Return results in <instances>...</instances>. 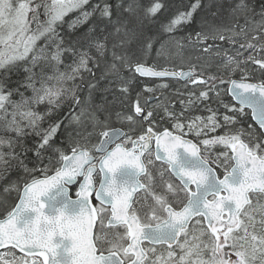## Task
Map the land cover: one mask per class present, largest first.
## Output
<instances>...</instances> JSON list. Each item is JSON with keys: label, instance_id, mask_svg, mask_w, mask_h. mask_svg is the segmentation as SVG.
<instances>
[{"label": "snow or ice", "instance_id": "6c2138e0", "mask_svg": "<svg viewBox=\"0 0 264 264\" xmlns=\"http://www.w3.org/2000/svg\"><path fill=\"white\" fill-rule=\"evenodd\" d=\"M0 264H264V0H0Z\"/></svg>", "mask_w": 264, "mask_h": 264}, {"label": "trees", "instance_id": "16d2710c", "mask_svg": "<svg viewBox=\"0 0 264 264\" xmlns=\"http://www.w3.org/2000/svg\"><path fill=\"white\" fill-rule=\"evenodd\" d=\"M173 1H174L173 2L174 4H179L181 2V0H173ZM183 3L187 4L188 0H183ZM155 28H156V26H153V30L154 31H155ZM154 58H155V54H153L152 56L148 57L147 59H148L149 63H155L154 62ZM161 61H163V60H161ZM161 61H160V63H161ZM161 64H164V63H161ZM165 66H169V65L165 64ZM172 85H174V83H172Z\"/></svg>", "mask_w": 264, "mask_h": 264}, {"label": "bare ground", "instance_id": "6f19581e", "mask_svg": "<svg viewBox=\"0 0 264 264\" xmlns=\"http://www.w3.org/2000/svg\"><path fill=\"white\" fill-rule=\"evenodd\" d=\"M174 1L173 0H169V3H173ZM174 4V3H173ZM161 61V60H160ZM154 62H156V57L154 58ZM161 63H164V61H161ZM175 86V85H173Z\"/></svg>", "mask_w": 264, "mask_h": 264}, {"label": "flooded vegetation", "instance_id": "af4514ba", "mask_svg": "<svg viewBox=\"0 0 264 264\" xmlns=\"http://www.w3.org/2000/svg\"><path fill=\"white\" fill-rule=\"evenodd\" d=\"M172 83H174L175 87H179V85L176 83V81H171Z\"/></svg>", "mask_w": 264, "mask_h": 264}, {"label": "rangeland", "instance_id": "374dc122", "mask_svg": "<svg viewBox=\"0 0 264 264\" xmlns=\"http://www.w3.org/2000/svg\"><path fill=\"white\" fill-rule=\"evenodd\" d=\"M173 87H175V86H173ZM157 95H159V92L157 93Z\"/></svg>", "mask_w": 264, "mask_h": 264}]
</instances>
